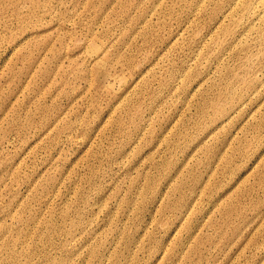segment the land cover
Segmentation results:
<instances>
[{"label": "rangeland", "instance_id": "1", "mask_svg": "<svg viewBox=\"0 0 264 264\" xmlns=\"http://www.w3.org/2000/svg\"><path fill=\"white\" fill-rule=\"evenodd\" d=\"M0 264H264V0H0Z\"/></svg>", "mask_w": 264, "mask_h": 264}]
</instances>
